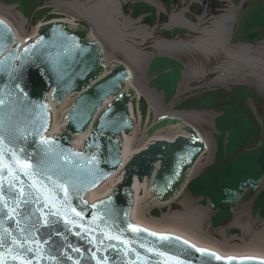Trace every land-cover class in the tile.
<instances>
[{
	"label": "water",
	"instance_id": "95a60500",
	"mask_svg": "<svg viewBox=\"0 0 264 264\" xmlns=\"http://www.w3.org/2000/svg\"><path fill=\"white\" fill-rule=\"evenodd\" d=\"M158 1L168 10L182 5L180 0ZM230 1L234 6L241 3V0ZM249 1L250 5L237 21L234 42L257 44L262 37L264 39V0ZM3 2L10 6L18 5L20 13L27 20L35 11L34 22H40L33 31L44 23L34 38L21 44L17 42L12 28L0 19L11 30L5 41L8 47L0 59L12 56L10 63L15 69L0 74V92L6 97L3 106L6 116H12L13 121L19 120L23 115V106L27 105L33 113L28 120H35L37 127L44 126V138L56 141L59 148L67 152L84 153L85 159H81V163H85L89 156L96 161L88 163L87 168L82 170L77 178L78 188L73 189L68 185L64 190L48 187L43 192L44 199L58 214L56 218L60 223L57 227L64 229L54 239L64 245L63 250L71 257L66 259L63 255L59 256L58 264H176V259L184 261V264H257L264 261L263 248L225 250L219 243L202 238L183 223L156 222L152 215L160 217L157 210L150 214L156 204L166 205L174 201L187 186L191 197L200 199L201 206L207 207L210 202L214 213L210 221L213 229L231 224L241 200H253V216L258 215L264 220V188H261L264 180V117L257 118L254 109L263 104V99L254 90L247 86H237L229 94L223 88L207 92L200 90L197 96L176 108L177 111L220 113L214 120L217 132L214 161L202 174L190 180L197 162L207 151L205 141L191 125L169 115L174 117H162L151 126L155 113L151 107L153 111L149 113V126L144 130L138 126L133 133L139 112L142 116L141 128H144L149 104L144 96H138L137 90L139 94L143 93L134 84L137 90L131 86L133 74L130 69L115 62L111 74H106L105 54L89 30L81 25L66 23L78 25L69 14L62 16L61 13H67L57 10L54 13L52 7L43 6V0ZM191 7L186 18L196 22L201 5L194 3ZM2 14L11 18L20 29L17 35L21 41L33 33L23 32L9 13ZM143 15H147L144 24L154 25L158 15L156 7L147 3L134 4L132 18L139 19ZM159 18L161 22L166 21L164 13L159 14ZM51 20L66 22L49 23ZM179 33L187 35L190 32L178 28L171 31L170 37L175 38ZM163 36L168 37V33L163 32ZM185 69L186 66L173 57L155 58L147 73V77L152 78L149 88L163 93L165 103L170 104L177 95ZM70 96L73 99L63 118L68 125L63 126L60 133L50 135L54 123L51 102L60 108ZM14 108L19 111L13 115ZM61 114L62 111H55V130H59L63 123ZM21 126L26 125L21 122ZM147 128L148 137L145 132ZM83 135L82 145L78 146L75 142ZM31 139L38 137H31L28 147L31 146ZM124 153L126 158L129 156L125 164ZM118 171L119 174L113 176ZM135 180L138 182L137 203L133 188ZM145 182L147 187L141 186ZM89 192L91 200L102 199L90 202L87 198ZM176 209L180 210L179 206ZM44 212L46 214L47 209ZM162 212L166 213L167 208H163ZM5 223L14 231L12 221ZM133 228L146 231L134 232ZM230 233L235 235L240 230L232 228ZM110 236H117L118 239L109 240ZM159 236H181L193 244L181 237L171 245L161 244ZM124 241L127 243H122ZM108 244H114L121 250L107 247ZM5 247H10L7 240ZM73 248H78L79 252L72 251ZM196 249L215 253L220 259L202 256ZM27 259H32L35 264H49L47 259H36L30 254L25 256ZM0 261L21 264V258L15 251L5 249H0Z\"/></svg>",
	"mask_w": 264,
	"mask_h": 264
},
{
	"label": "snow or ice",
	"instance_id": "6c2138e0",
	"mask_svg": "<svg viewBox=\"0 0 264 264\" xmlns=\"http://www.w3.org/2000/svg\"><path fill=\"white\" fill-rule=\"evenodd\" d=\"M10 33L11 30L7 25L0 21V56L8 47L5 41ZM12 59V56L0 59V74L15 70L10 63ZM5 103L6 97L0 92V249L15 251L21 258V264H35L32 259L25 260L28 254L36 259H47L49 264H58L59 256L63 255L66 259L71 257L63 250L64 245L54 239L57 235H61L64 229L57 227L60 223L56 218L58 214L44 199L43 192L48 187L64 190L68 185L73 189L78 188L77 178L82 170L87 168L88 163H96V161L89 156L85 163H81V159H85L84 153L67 152L60 149L56 141L44 138L42 135L44 126L37 127L35 120H28V116L33 113L27 105L23 106V115L20 119L13 121L12 116H6L4 112ZM17 111L19 109H12L13 115ZM21 122L26 126H21ZM31 137L38 139H31V146L28 147ZM88 171L90 172L91 169ZM44 209H47L46 214ZM7 220L15 225L14 231L5 223ZM44 228L47 231L42 232L41 229ZM132 230L146 231L142 228ZM149 234L156 236L155 233ZM108 239L116 240L118 237L110 236ZM6 240L10 245L8 248L5 247ZM179 240V237H158L161 244L171 245ZM182 243L188 242L182 241ZM107 247L121 250L114 244H108ZM189 247L195 246L189 245ZM71 250L79 252L78 248ZM196 251L202 256L220 259L215 253L206 250L196 249ZM161 254L157 253V255ZM0 264H7V261H0ZM176 264H184V261L176 259ZM257 264H264V261H258Z\"/></svg>",
	"mask_w": 264,
	"mask_h": 264
},
{
	"label": "rangeland",
	"instance_id": "374dc122",
	"mask_svg": "<svg viewBox=\"0 0 264 264\" xmlns=\"http://www.w3.org/2000/svg\"><path fill=\"white\" fill-rule=\"evenodd\" d=\"M71 2L72 0H69V3L68 2H65V3H68L69 5L71 4ZM46 5L54 6L55 8L60 9L61 11L69 14L70 16L74 15L73 14L74 11L70 7H68V5L64 4L63 6H60L58 3L55 2V0H47ZM88 5L89 4L85 0L77 1V6L79 9L81 8V6L86 8ZM233 10H234L233 12L236 14L237 13L236 9H233ZM3 11L6 13H9L10 15L14 17V19L16 20L20 28L23 30V32L30 34L33 31L34 24L32 22L27 23V24L23 23V21L20 20V18L18 19L17 15L14 14V10L5 11L3 9ZM130 11H131V3L129 0H125V4L122 6L123 16H121V18L123 17L128 18V16H130ZM203 18L205 19L202 22L205 23V25L211 26L209 25V20H210L209 18L212 19L213 16L211 17L204 16ZM212 21L213 20H210V22ZM132 29H133V26H132ZM96 30H97V34H99L98 33L99 29L97 28ZM126 30L128 34L131 32L129 28H127ZM220 31L221 30L219 29V33L221 36L218 34L219 35L218 40H220V42H225L224 36H225V33H228V32H225L227 31V27L225 31H223V35ZM99 36L101 37L100 39L103 41L107 52L111 54V57H113L114 60L125 62L132 67L133 72L135 74L133 82L135 86L139 88V90L143 93V95H145L146 97H149L150 99L154 98L155 99V101L153 102L154 106L161 105L164 111H171L170 106H166L164 104V97L162 95L155 93L153 90H150L147 86L149 82V79L146 76L147 63H148L147 56L149 55L148 53L150 52V49L148 50L147 45H146V50H145L146 52H143V49H144L143 43L145 42L140 41L136 39L135 37H131L130 39L124 37L121 40H118V43L122 46H126V43H128V41L132 42L135 47H137V44H139L138 48L140 50L137 48H135V50L143 52L142 54H144L146 57H143L141 61H138V60H135L134 58L124 57L121 52L111 50L113 42L106 36L102 35V33L99 34ZM191 36H192L191 41H193L194 39L203 37V35H201L200 33H196V32H193ZM213 47L210 49V51H217L219 50V48L222 49L221 44L220 46L218 45V46H213ZM230 49H233V48L230 46ZM257 49L258 48H255L252 52L256 53ZM234 50H236V52L238 51L235 48ZM125 51H128V50H125ZM173 56L185 61L188 65L184 80L179 88V95L177 96V99H176L179 102L186 99L187 97L192 96L195 93V90H197V88L200 86L204 87V89H207V90L208 89H218L219 87H223L227 90H230L237 83H244L246 85L251 86L255 90H258L259 94L264 97V87H263L264 86V70L262 68H257V69L252 68L250 70H245L240 66H232L230 63H227V62L222 63L225 61L226 56L222 53L221 50L218 53V57L216 58V61H214L213 59H210L208 61L202 55H200V53L197 51H184V52H181ZM228 62H230V59L228 60ZM214 66H217V67L222 66L223 68H219V69L217 68L215 70ZM195 68L198 69V73L194 77H192L193 76L192 70ZM206 75L208 76L205 77ZM216 77L221 81L215 82L214 80ZM258 113L264 114V105L259 109ZM216 115H217L216 112L195 114L193 116H189V117L187 116L185 120L186 122L195 126L204 135V137L207 139L210 145L211 152H213L215 149L216 132L213 127V120L216 117ZM208 156L205 158H208ZM209 164L211 163H206L203 166H201V168L198 169L195 176H198L200 173H202L206 169V167L209 166ZM180 203L183 204L185 207L181 206L180 210H176L175 206L176 205L180 206ZM252 206H253L252 202H241L238 205L234 221L235 222L237 221V223L241 227L248 226V232L246 231L244 233H240L239 235H236L235 236L236 239L231 240V241H228L231 239L230 237H233V236H230L229 234L230 228H222V229H218L217 231L212 230L210 227V218L212 217L213 213L211 212L210 207L205 208V207L200 206L197 203V201L193 200L190 197V194L188 192H186V194H183L182 197L178 201L174 202L173 204L168 205L167 212L162 214L160 218H162L163 216L167 214H169L167 215V218H170V219L174 218L176 215L182 216L186 214V218L184 217L180 218V223H183L184 225L191 227L198 234H201L202 236H205V237L210 236L212 238H213L211 234L212 232H216L219 236L223 234L224 238H222L221 236L222 238L221 240L224 241V243L228 242L230 246L243 247L246 245V243H249L256 234L260 232V223L263 222L258 217H254L252 215ZM196 214L202 218V224L201 226L199 225V227H196L193 225V222H194L193 219ZM218 238L220 237H217V239Z\"/></svg>",
	"mask_w": 264,
	"mask_h": 264
},
{
	"label": "bare ground",
	"instance_id": "6f19581e",
	"mask_svg": "<svg viewBox=\"0 0 264 264\" xmlns=\"http://www.w3.org/2000/svg\"><path fill=\"white\" fill-rule=\"evenodd\" d=\"M77 1L78 0H72V2L70 4V8L75 12L74 13L75 16H73V18L78 22L84 21V22L90 24L91 29H92V33L95 37H97V38L100 37L99 34L102 33V35L109 38L113 42L111 50L121 52L122 55L126 58L130 57V58H134L135 60L141 61L143 59V57H146L144 54H142L143 52H146L145 51L146 45H147V49L148 50L150 49V52L148 53L149 55L147 56V62L149 63L150 60L154 56H159V55L170 56V55L179 54V53L184 52V51H197L199 53L209 55L211 52L210 49L213 46H218V45L220 46V44H221L223 52L226 54V56L229 59L234 60V61L243 60V62L245 63L244 65L246 66L245 68L247 70H250L252 68L253 69L258 68V66L254 65V63L257 62V60L255 59V57L251 56V54L253 53L252 47L240 46V47L236 48L238 50L237 52H235V51L230 52V51L226 50V47L223 46V42H220V40H218V37L220 35L219 29L221 30L220 32L222 33V35H223V31H225L226 27H227V31H228L229 25L231 23V19H232V17H234V15L231 14V12L227 13V16H229V17H227L226 15L221 17L219 22L216 23L214 30H211L208 27L203 28V26L205 24L200 26V23L202 21H204L205 18L200 19L197 24H193V23L189 22L185 17H183L184 16V10H181V9L180 10L174 9L172 11L170 18H169V22L160 23L158 25L150 27L149 25H146L143 23L142 18L141 19H132L129 17L128 18H124V17L121 18V16H123L122 15V6L125 4V0H85L89 5L86 8H83L82 10H80L78 8ZM129 1L132 3H135V2H151L152 0H129ZM160 10H162V8H160ZM77 18H79V19H77ZM210 20H209V23H210ZM27 22L30 23L31 21L29 20ZM23 23L26 24V21ZM132 26H133V29H132ZM34 27H35V25H34ZM179 27H188L189 29H192L193 32L202 34L203 37L201 39H195V40L191 41L190 38L187 36H185V37L177 36L175 38H171L169 36L165 37L161 33L164 31L170 32L172 29H176ZM97 28L99 29V31H98L99 34H97V30H96ZM127 28H129L131 30V32L129 34L126 30ZM200 28H201V30H200ZM158 29H160L159 35L157 34ZM227 31H225V32H227ZM216 33H217V35H216ZM227 34H229V32L225 33L224 38L226 40L228 37ZM124 37H126L128 39H130L131 37H135L136 39H138L140 41H144L145 43H143V46H144L143 52L135 50V48L139 49L138 48L139 44H137V47H135L134 44L130 41H128V43H126V46L120 45L118 43V40H121ZM182 38H184V39H182ZM155 39H157V40H155ZM125 50H128V51H125ZM110 57H111V54H110ZM108 59H109L108 62H110V60H113L114 58L111 57ZM258 61H259V59H258ZM148 63H147V66H148ZM192 71H193L192 77H194L198 73V69L195 68ZM184 77H185V75H184ZM214 81L218 82L221 80L216 78ZM133 84H134V82H133ZM147 98H149V97H147ZM148 100H149L150 105H151L152 109L154 110L156 116H159V117L174 115L177 118H180L182 120H186L187 116L189 117V116H193L195 114L205 113V112H185V111H175V110L164 111L163 108L161 107V105L160 106H154V103H153L155 101L154 98L153 99L149 98ZM206 113H210V112H206ZM207 145L209 148V152L207 154H209L210 156H208V158H204V159L202 158L200 160V162L198 163V165L196 166V168L193 172V176L196 175L198 169L201 168V166H203L206 163H209L211 160L213 152L210 151V145H209L208 141H207ZM183 194H186V192ZM175 200L178 201L177 199H175ZM175 200H174V202H175ZM197 202H199L198 199H197ZM173 203H171V204H173ZM163 206H166V205L160 206V205L156 204L153 207V209L161 208ZM180 206L185 207L181 203H180ZM167 215H169V214H167ZM167 215H165L159 219L153 217V219L158 223L168 224V223H180V218H183V217L186 218V214L182 215V216L176 215L174 218H171V219L167 218ZM193 221H194L193 225L196 227H199V225L201 226V224H202V218L197 214L195 215ZM233 226L239 228L241 230V233H244L246 231L248 232V226L241 227L237 223V221L236 222L234 221ZM199 235L204 239L212 240L214 242L219 243L225 250H237V249H242L245 247H260V248L264 249V222L260 223V232L258 234H256L252 238V240L249 243H246V245L243 247L230 246L228 242L224 243V241H222L221 239H213L210 236L205 237V236H202L201 234H199ZM221 236H222V238H224L223 234H221ZM230 238L231 239L228 241L236 239V237H230Z\"/></svg>",
	"mask_w": 264,
	"mask_h": 264
},
{
	"label": "flooded vegetation",
	"instance_id": "af4514ba",
	"mask_svg": "<svg viewBox=\"0 0 264 264\" xmlns=\"http://www.w3.org/2000/svg\"><path fill=\"white\" fill-rule=\"evenodd\" d=\"M204 3L206 4L207 8H208V12H207V16L211 17V16H218V15H221L223 14L224 12L227 11V4H224V3H217L216 1L214 0H205ZM242 9L241 11L248 7L250 5L249 3V0H243V3H242ZM238 14V13H237ZM235 14L234 17L231 19V23H230V30H229V37H228V45L229 47L231 46L233 49H230V52H236V50H234V48H238L240 46H246V47H251L252 45L250 44H246V43H243V42H240V43H233V37L235 35V31L237 29V18L239 16V14L237 15ZM211 19V18H209ZM158 34V33H157ZM159 35V34H158ZM261 42H264V41H261ZM255 47H258V51H257V59L260 57V58H264V43L259 45V46H255ZM253 46V49L255 48ZM249 57V56H248ZM227 63H230L232 66H240L242 67L243 69L247 70L245 67V63L243 62V60H240V61H234V60H230V62H227ZM254 65L256 66V63H254ZM214 68H218L217 66H214Z\"/></svg>",
	"mask_w": 264,
	"mask_h": 264
}]
</instances>
